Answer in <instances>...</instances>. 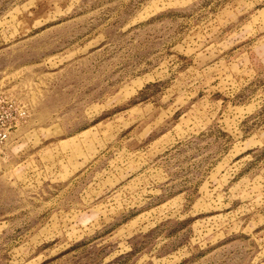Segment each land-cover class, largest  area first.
Returning a JSON list of instances; mask_svg holds the SVG:
<instances>
[{
	"label": "rangeland",
	"instance_id": "rangeland-1",
	"mask_svg": "<svg viewBox=\"0 0 264 264\" xmlns=\"http://www.w3.org/2000/svg\"><path fill=\"white\" fill-rule=\"evenodd\" d=\"M0 264H264V0H0Z\"/></svg>",
	"mask_w": 264,
	"mask_h": 264
}]
</instances>
